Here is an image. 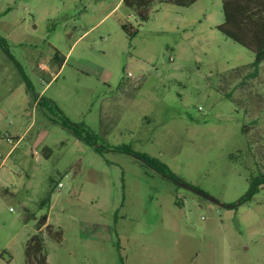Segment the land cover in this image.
I'll return each mask as SVG.
<instances>
[{"label":"rangeland","instance_id":"374dc122","mask_svg":"<svg viewBox=\"0 0 264 264\" xmlns=\"http://www.w3.org/2000/svg\"><path fill=\"white\" fill-rule=\"evenodd\" d=\"M223 20L221 0L154 2L144 21L122 0H0V264H25L43 214L61 232L43 227L49 264H264V184L239 202L264 171V62L250 76ZM49 99L206 196L96 151Z\"/></svg>","mask_w":264,"mask_h":264},{"label":"trees","instance_id":"16d2710c","mask_svg":"<svg viewBox=\"0 0 264 264\" xmlns=\"http://www.w3.org/2000/svg\"><path fill=\"white\" fill-rule=\"evenodd\" d=\"M123 3L136 14L139 21H144L148 17L149 8L154 2H169L180 6H187L196 0H122ZM224 20L217 28L227 37L233 39L239 44L250 49L254 54V60L251 63L253 70L249 72L250 76L255 75L259 65L264 62V0H221ZM123 30L130 37L135 34L136 29L131 25H122ZM0 44L5 46L6 40L0 35ZM65 57L56 50L51 58V62L62 64ZM27 90L31 91L32 85L26 80ZM31 97L35 102L36 98L31 93ZM39 103V102H38ZM51 111L56 115L55 122L70 130L79 140L94 147L96 151L114 150L126 152L140 158L145 164L152 166L155 170L164 176L179 182V178L170 170L164 162L158 158L150 156L146 153H136L129 146L113 145L106 141L88 124L80 122H72L57 107L52 99L48 103ZM245 130V129H243ZM249 190L239 200L251 197L259 187L264 184V171L258 170L257 174H249ZM193 188V187H192ZM195 189V188H194ZM48 201H41L44 204ZM43 227L46 233L57 241L61 240V232L52 229L47 224V215L43 214L39 217L35 224V232L27 239L24 247L25 264H49L47 253L44 245Z\"/></svg>","mask_w":264,"mask_h":264},{"label":"water","instance_id":"95a60500","mask_svg":"<svg viewBox=\"0 0 264 264\" xmlns=\"http://www.w3.org/2000/svg\"><path fill=\"white\" fill-rule=\"evenodd\" d=\"M179 183L182 184V185H184V186H187V187L192 188L189 184H187V183H185V182H181V181H179ZM192 189L195 190L196 192L200 193L201 195L206 196V194H205L204 192H202V191H200V190H197V189H194V188H192Z\"/></svg>","mask_w":264,"mask_h":264},{"label":"crops","instance_id":"0c3cea01","mask_svg":"<svg viewBox=\"0 0 264 264\" xmlns=\"http://www.w3.org/2000/svg\"><path fill=\"white\" fill-rule=\"evenodd\" d=\"M39 64H42L45 68H41V69H44L45 71L46 70H49V67L46 65V64H44V63H42V62H40V63H38V65ZM0 109H2L1 107H0ZM2 111H0V120H1V118H2V113H1ZM8 152H9V150H8Z\"/></svg>","mask_w":264,"mask_h":264},{"label":"built area","instance_id":"2783aa9c","mask_svg":"<svg viewBox=\"0 0 264 264\" xmlns=\"http://www.w3.org/2000/svg\"><path fill=\"white\" fill-rule=\"evenodd\" d=\"M40 68H45L42 64L38 65ZM58 185H61V183H59Z\"/></svg>","mask_w":264,"mask_h":264}]
</instances>
